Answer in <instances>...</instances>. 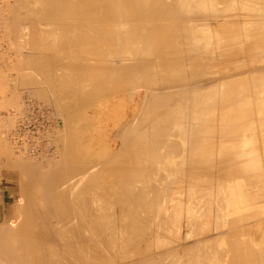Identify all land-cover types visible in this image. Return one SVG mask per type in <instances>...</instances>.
Returning <instances> with one entry per match:
<instances>
[{
  "label": "bare ground",
  "instance_id": "6f19581e",
  "mask_svg": "<svg viewBox=\"0 0 264 264\" xmlns=\"http://www.w3.org/2000/svg\"><path fill=\"white\" fill-rule=\"evenodd\" d=\"M16 2L26 12L15 13V21L33 25L42 21V24L51 27L55 24L57 30L63 33L60 35H64L62 38L64 40L60 41L57 39L59 30L54 34L56 38L52 34L54 27L52 33L48 31L49 34H46L43 28L51 30V27L40 29L42 25L38 23L40 25L37 27L40 26L39 30L43 31L42 34L36 24L32 25L36 27L38 33L40 32L39 34L44 35L41 38L42 36L37 33L41 41L45 36L50 35L54 37V41L57 40L55 41L57 45L62 43L64 47L72 49L76 46L74 49L78 47L77 50L91 49L93 55L92 58L89 57L91 59L98 57L100 62L98 60L99 64L96 66L88 56L86 58L85 55L84 58V50L77 51L82 53L77 55L78 53L73 49L74 55L71 56L75 57L76 54L78 58L73 60L71 57V62L67 64L70 66V76L59 77L53 70L57 78L46 76L44 79L43 76L42 81L38 76L36 77L39 72L38 66L41 65L30 64L32 61L29 54L27 55L26 51L22 53L26 56H22L25 58L21 60L24 64L19 62L21 66L20 64L18 66L21 69L24 65L25 69L29 70L27 77L30 79L28 78V83L22 81V77L26 76L25 73L18 83L26 82L29 86L26 83L20 85L31 87L30 90L32 87L34 90L41 89H37L38 92L45 94L44 97L51 100L57 108L54 109L57 112L61 110L65 114L68 125L66 122L63 123L67 126H64L63 134L60 136V140L63 138L64 142H62L64 148L61 149V156L59 150H56L61 160L57 158L58 161L55 159L54 163L49 160L51 165L45 164L49 166L47 168L42 164L43 168L40 169L42 172L37 169L41 167L39 161L38 165H35L37 168L31 167L39 171L35 172L38 174L35 176L34 186L29 185L33 183L29 174L31 181L27 177V170L30 168L26 169L25 165H13L26 171L19 174L21 177V180L18 179L19 187L21 186L20 189L24 191L21 192L23 197L19 202L22 209L23 206L29 209L26 211L23 209L24 212L16 214V218H19L16 222L0 224V264H264V230L262 223H259L264 220L262 170L264 168L261 164L263 162L261 155H255L260 152L258 135L260 134V139L263 136L260 132L264 133V130L256 131L258 125L261 127L260 122L263 120L261 116L264 117V108L261 107L264 106V90L259 89L263 91L260 96L259 92L255 94L254 87H252L253 92L252 89L249 90L251 80L245 85V81L248 80V74L245 72H242V79L239 78L243 68L257 66L264 60V0H16ZM222 2L224 4H220ZM7 7L9 9L10 6ZM7 7L3 8L7 9ZM18 25L21 26L20 23ZM26 25L31 27L30 24ZM22 26H24L22 30L28 35L29 27ZM34 36L30 35L37 41ZM50 39L48 44L53 40ZM20 43H24L22 39ZM28 44L37 45H34L35 42ZM23 45L21 47L27 46L25 49H30L29 45L25 46V43ZM60 48L57 49L59 52ZM32 49L31 47L30 50ZM51 49L50 52L46 51L49 52L46 53L48 56L53 54ZM63 49L66 48H62V51ZM248 49L249 53H246ZM251 49L256 52L251 54ZM67 51L69 49L64 52ZM30 53L32 54L30 57L35 58L34 52ZM69 53H67L68 58H70ZM249 55L250 57L246 58ZM27 56L30 63L25 64ZM39 56L43 55H38L37 58ZM48 56L43 57L48 60ZM55 57L54 53L53 58ZM39 58L38 62H42L43 60ZM47 60L46 63H49ZM51 60H55L52 59V55L48 61ZM46 63L43 64L48 65ZM65 63L56 69L65 67ZM53 64L51 62L50 66ZM263 67L261 68L264 70ZM261 68L258 67L255 73L258 72L259 75ZM48 72L45 71L46 75L49 74ZM249 74L255 76L254 73ZM263 74L264 71L261 75ZM243 77L247 80L244 81ZM15 78L17 81V76ZM16 81L13 83L17 84ZM257 83L254 82L251 86L253 84L260 86ZM245 86H249V89L246 90ZM113 88L116 93L111 94V97L109 91ZM34 90L32 91L35 92ZM37 90L34 95L37 94ZM259 90L257 88V91ZM14 91L12 92L16 94ZM108 93L111 98L115 95L113 98L116 99L115 102L111 98L110 101L109 96L105 97ZM34 95L26 98L25 109L18 115L16 126L11 131V139L19 155L26 151L29 152L28 156L42 154L41 158L48 160L54 155H49L54 149L51 138L57 132L59 136L62 131L60 130V134V131H57L60 122L56 119L57 112L54 116L55 111L50 108L52 104L48 101L50 104L48 106L43 101L47 99H41L43 101L41 102L36 100ZM96 95L104 96L109 102H114L113 104L108 102L111 108L116 105L113 111L114 122H107L108 118L106 119L107 124L112 123L109 127L111 129L109 131L111 134H108L109 140L106 138L105 141L104 138L107 137L105 135L103 139L99 136L100 140L106 142L105 149L103 148L98 155L95 153L96 157L81 153L82 156L80 152H84V146L80 148L79 153L77 147L81 144L78 141L81 138L83 140L84 137L80 140L78 138L77 147L75 137L78 135H76L77 130L84 128L85 124L78 129L73 124L77 126L82 124L79 121H82L83 116L86 115L85 109L87 110L93 103L94 106L99 104L97 99L99 97ZM94 98L98 101L96 104L93 102ZM126 98H130V102ZM105 102L108 105L107 101ZM100 104L104 105V101ZM102 107L107 109L105 105ZM118 107H122V110ZM131 107L134 108V112L129 111ZM254 107L259 111L260 119L256 117L259 123L257 126L254 116L251 118ZM102 109L104 112L100 114L105 115V109ZM95 112L92 113L96 114ZM110 114L113 113L110 112L107 116ZM103 115H99L100 118L103 119ZM97 117H90L97 120V124L91 122L95 124L93 130L97 125L100 129L104 125V123L98 124L100 119ZM105 118L101 121H105ZM110 118L108 120L112 119ZM107 124L105 123L104 126L106 127ZM105 129L100 130V135L102 133L103 136ZM85 130L87 131V128ZM98 130L96 128V131ZM106 130L109 133L108 128ZM91 131L92 129L90 133ZM47 134L50 141L46 140ZM87 134L86 132L84 135L91 138ZM81 135L83 136L82 133ZM4 139H2L3 143ZM263 139L264 137L261 140ZM90 140L87 139L84 143ZM97 141L95 140L94 143ZM252 141L255 144L249 147ZM256 143L258 146H255ZM102 145H97L98 149L102 148ZM202 145L204 147L209 145L203 151L210 150L211 155L206 152V157L204 156L200 148ZM95 147L93 148L96 150ZM160 147H165L166 149H163L171 154L179 151L178 157L181 158H177L176 153L175 158L178 160H173L174 154L170 158L167 152L162 154L164 150L159 149ZM215 147L221 150L219 155L225 153L220 156L222 161L213 157L217 156L214 153H218L216 151L213 153ZM91 149L92 147L89 150ZM157 150H161L162 155L156 153ZM198 150L199 153L202 152L200 153L202 157L199 156L200 154L197 155ZM238 150L243 151L229 159V156ZM150 152L154 155L147 157L146 153ZM164 155L173 160L172 164H164L169 162L163 157ZM45 156L48 157L44 158ZM236 158L239 161L235 162ZM214 159L222 164L228 161V165L223 167L224 164L220 166L217 163L218 167L217 164L212 163ZM155 161L159 164L155 163L158 166L156 171H151L153 172L151 175L152 173L147 172L146 168H152L151 164ZM216 166L218 172H215ZM6 169L10 176L15 175L10 173L8 168ZM17 171L16 169L14 172L17 173L16 176L19 173ZM161 179L166 181L167 188L170 187L168 190L171 188L174 190L176 186H180L177 188L180 190H176L177 192L174 190L175 194L170 190L173 195L169 196V193L165 195L164 192L168 190L163 187ZM30 186L31 190L28 189ZM27 199L37 203L29 201L27 205ZM241 200L251 203L250 212L234 214L233 218L228 220L226 218L223 221L217 220L226 215V211L216 212L218 207L226 210H233V207L240 209L238 201ZM171 201L178 205H173ZM210 201L216 203L212 206ZM185 207H187L186 213ZM173 210L175 215L170 220L172 216L169 215ZM214 210L216 213L214 217L217 218L212 220L215 223L210 221V214ZM203 222L208 223L209 226L199 229V223ZM211 223H213L212 228ZM212 231L217 235L215 239L217 241L213 240L215 245L219 246L216 253L211 250L218 249L213 241L211 244ZM167 232L176 233L174 236L172 233L169 236L168 233L169 240L173 238L174 241L168 240ZM224 244L225 246L231 244L230 250H225ZM243 244H246V247ZM207 246L209 248L204 251L202 248ZM220 247L224 248L220 249ZM208 249L212 252L210 253ZM228 251L231 254H227ZM229 255L231 257H228Z\"/></svg>",
  "mask_w": 264,
  "mask_h": 264
},
{
  "label": "rangeland",
  "instance_id": "374dc122",
  "mask_svg": "<svg viewBox=\"0 0 264 264\" xmlns=\"http://www.w3.org/2000/svg\"><path fill=\"white\" fill-rule=\"evenodd\" d=\"M221 1H222V0H221ZM9 2H10V3H9ZM14 2H15L16 4H15ZM238 2H240V1H238ZM0 3H1V4H0V21H1V23H0V94H1V95H0V100H1V101H0V135H1V136H0V137H1V138H0V141H1V142H0V213H1V212H4L5 214H7V217H6V216H5V217H0V224H4V225H5V224H8L9 221H12V223L16 222V220L19 219V218H16L17 215H18V213L20 214V212H24V210L26 211L27 209H29V208H26V206H23V209H24V210L22 209V207H20V206H22L21 203H20V202H21L20 200H21L22 197H23V196H21V195H23V193H21V192H24V191H23V189H20L21 186L19 187V180H21V177H19V176H20L21 173L24 171V169L21 168V167H16V166H18V164H19L20 166H24V165H25L24 167H25V168L27 167L26 169H28V168L32 169V170H31L32 173H30V171H29L30 169L27 170V171L29 172V173L27 172V177H28V180H29V181H31L30 179L32 178V182H33V183H31V184L29 183V185L34 186V179H35V176L38 174V173H35V172L37 171V169H38L39 171H41L40 169H42L43 166H45L44 168L49 167V166H46L45 164L49 163V164L51 165V163H52L55 159H56L57 161H58V159L61 160V157H60L61 154H62V150H61V149H63L64 146H63V144H62V142H63V138L61 137V138H62V139H61L62 141H61V140H60V136L63 134L64 128L68 125L67 122H66L67 120H66V118H65V116H64L65 114L62 113L61 110H59L61 113H60L59 111L57 112V110H56L57 108L54 107L55 105L52 104L51 100H48V98H45V97H44L45 94L42 95L40 91H39V92H40V95L38 94V93H39L38 90H41V89L37 88V89H38V90H37V89L35 88V90H34L33 87H32V89L30 90L31 87H25L24 85H20V84H25L26 82H27V83L29 82V81H28V78H29V77H27V73H29V70L27 71V70L25 69V66H24V65H22V67L24 66V68L21 67V69H20V67H19V66H21V64H24L23 61L21 62V60H22V58H23V60L25 59L24 57H22V56H25V54H22V53H24V52L26 51L25 53H27V55L29 54L28 56H29V58H30L31 61H32V62L30 63V60L28 59V56H27L26 60L24 61L25 64L29 62L30 64H32V63H36V65H41V66H42V67H41V66H38V68H39V72H38V73H39V74L37 73V75H36V77L38 76V77H39L38 79H41L42 81H43V78H44L43 76H45L44 79H46V76L49 77V78H53V77H54V78L56 79L57 77H56V75L54 74V72H55V73L57 74V76H59V77H61V76H63V75H65L66 77H67V75L70 76V75H69V74H70V72H69V71H70V70H69L70 66L67 65V64H69L68 62H71V57H72L73 60H74V58H75V59L78 58V57H76V54H75V57L71 56L72 54L74 55V50H76V53H78L77 55H79V54L81 55L82 53H79V52H82V51L84 50V51H83V56H84V58H85V55H86V58H88L89 56L92 58V55H93V54H92V52H91V49H88V48L86 49V48H85V49H80V50H81V51H80V50H77L78 47H77V49H74L76 46H74V47L72 46L73 49H74V50H73V49L70 48V47H68V48H67L66 46L64 47L63 45H61L62 43H60V45L58 44L59 47H61V48H60L61 51L59 52V51H58V50H59V49H58L59 47H58V45H57V42H56V44H55V41H57V40L54 41V39H53L54 37H53V36H50V35H49L48 37L45 36L46 39H45V37H44V39H42L43 41H41L40 38H39L38 35H37L38 31H40V30H39L40 26H39V28H38L37 25H40V24L42 25L40 29H42V27H45V28H46V27H51V26H48V24H42V23H43L42 21H40V22H36V23H35L36 25H35V24H34V25L38 28V31H37V29H35L36 27H33V26H34L33 24H31V23H26V22H25V23H22V22H19V21H18V22L20 23V25H21V26H19V25H18L19 23H18L17 21L14 20V14H15V13H16V14H17V13H18V14H19V13H24V12H26V10H25V9L23 10L22 8H20V6L17 5L18 2H16V0H1ZM5 3H6V4H5ZM13 3H14V5H13ZM229 3H230V2H229ZM9 4H10V5H9ZM220 4H224V3L222 2V3H220ZM12 5H13V6H12ZM2 6H3V7H4V6H6V7H7V6H10V7H9V9H8V7H7V9H6V8H3ZM19 8H20V9H19ZM12 9H13V10H12ZM18 9H19V10H18ZM12 11H13V12H12ZM19 11H20V12H19ZM1 14H2V15H1ZM8 14H9L10 16H9ZM3 15H4L5 17H4ZM4 18H5V19H4ZM9 18H10L11 20H10ZM241 18H242V17H241ZM243 18H244V17H243ZM246 18H247V17H246ZM246 18H245V19H246ZM258 19H261V18L258 17ZM2 20H3V22H2ZM14 21H15V22H14ZM16 22H17L18 24H17ZM9 23H10V24H9ZM12 23H13V25H12ZM15 23H16V24H15ZM38 23H40V24H38ZM5 24H6V25H5ZM14 24H15V25H14ZM26 24H28V25L30 24L31 27L27 26ZM7 25H8V28H7ZM22 25H25L26 27H29L30 30L28 29V33H27L29 36L26 35V34L24 33L25 31L22 30V28L24 27V26H22ZM32 25H33V26H32ZM4 26H5V27H4ZM15 26L18 27V28H15ZM32 27H33V28H32ZM53 27H54V28H53ZM10 28H11L12 30H11ZM14 28H15V29H14ZM20 28H21V29H20ZM52 28L54 29V33H52V31H53ZM55 28H56V29H55ZM8 29H10V30L8 31ZM34 29H35V30H34ZM47 29H49V30H47ZM32 30H34V31H32ZM46 30H47V31H46ZM58 30H59V29H58ZM58 30H57V27L55 26V24L52 25L51 30H50V28H46V29L43 28V31H44L46 34H49V32H50V33H52L53 35L55 34V32L57 33ZM15 31H16V32H15ZM41 31H42V30H41ZM41 31H40V32H41ZM43 31H42V32H43ZM48 31H49V32H48ZM59 31H60V32H58V34H59L60 38H61V39L64 38V35H60V34H63V33L61 32V30H59ZM20 32H21V33H20ZM31 32H33V33L35 32V33L33 34V33H31ZM40 32H39V33H40ZM42 32H41V33H42ZM29 33H30V34H29ZM39 33H38V34H39ZM19 34H20V36H19ZM22 34H24V35H22ZM42 34H43V33H42ZM42 34H39V35L42 36ZM46 34H45V35H46ZM52 34H51V35H52ZM58 34H57V36H58ZM30 35H31V36H34V35H35L34 37H36V40H37V41H35L33 37H30ZM36 35H37V36H36ZM262 35H263V34H262ZM21 36H22V37H21ZM27 36H28V37H27ZM41 36H40V37H41ZM43 36H44V35H43ZM43 36H42L41 38H43ZM54 36H55V35H54ZM59 36L57 37V39H59L60 41H63L64 39L61 40V39L59 38ZM15 37H16L17 39H15ZM37 37H38L39 39H38ZM26 38H28L29 40L26 39ZM47 38H48V39H47ZM50 38H52L53 40L51 41L50 44H48V43L50 42V40H51ZM55 38H56V36H55ZM262 38H263V37H262ZM21 39H22V43H23V42L25 43V46H26V44H27V45H29L28 48L31 49V47H32L34 50H33V49H32V50H30V49H25L27 46H26V47H21V45L24 46V45H23L24 43H23V44L20 43V42H21ZM23 39H25L27 43H26L25 40H23ZM30 39H31V40H30ZM32 39H33V40H32ZM16 40H17V42H18L19 44H18L17 42H15ZM39 40H40V41H39ZM45 40H47V41H45ZM11 41H12V42H11ZM28 41H29V42H28ZM32 41H34L35 44H34V42H32ZM38 41H39V43H38ZM13 42H14V43H13ZM47 42H48V43H47ZM28 43H33L34 45L37 44L36 46H38V45H39V46H38V47H36V46H32L31 44H28ZM40 43H41V46H43V48L46 47V48L48 49V47H50V46L52 47V49H51V47L48 49L49 52H50V49H51V52H53V54H51V55H52V59H53V60L55 59V60H54L55 62L51 60L52 64L54 63L52 66H50V65H51V62L48 61V60H50L51 55L49 54L50 57L47 55L49 52H46V51H48V50H47L46 48H44V49L41 48ZM42 43H43L44 45H42ZM58 43H59V41H58ZM54 44H55L56 46H55ZM54 46H55V47H54ZM62 46H63V47H62ZM252 46H253V45H252ZM57 47H58V48H57ZM23 48H24V49H23ZM36 48H37V50H36ZM40 48H41L42 50H41ZM53 48H55V49H53ZM56 48H57L58 50H57ZM62 48H66V49H63V51H62ZM38 49H40L42 52H41L40 50H38ZM68 49H69V51H73V53H72V52L69 53V51L64 52L65 50H68ZM70 49H72V50H70ZM261 49H262V47H261ZM20 50H21V51H20ZM53 50L59 52L60 54L57 53V52H54ZM251 50H252V49H251ZM18 51H19V52H18ZM27 51H28V52H27ZM31 51L34 52V53H33V57L35 56V58H37L38 55L48 56V60H47L46 57L39 56L40 58H39V57H38V58L41 59V60H43V61H42V62H41V61L38 62V61H39L38 58H37L36 60H35V58H31V57H32V54L30 53ZM77 51H79V52H77ZM85 51L90 52V53H87V52H86V54H85ZM39 52H40L41 54H40ZM44 52H45V53H44ZM254 52H256V51H254V49H253L252 52H251V54H253ZM263 52H264V50H263ZM263 52H262V53H263ZM35 53H36V54H35ZM37 53H38V54H37ZM42 53H43V54H42ZM46 53H47V54H46ZM54 53H55V56H56L55 58H53ZM64 53H65L66 55H65ZM67 53H69L68 55L70 56V58H68ZM246 53H249V49L246 51ZM21 54H22V55H21ZM30 54H31V57H30ZM44 54H45V55H44ZM61 54H62V55H61ZM63 54H64V55H63ZM58 55H59V56H58ZM61 56H63V58H62ZM65 56H66V57H65ZM87 56H88V57H87ZM25 57H26V56H25ZM41 57H43V58H41ZM80 57H82V56H80ZM90 57H89V59H91ZM249 57H250V55H249V56H246V58H249ZM58 58H59V59H58ZM61 58H62V59H61ZM65 58H66V59H65ZM67 58H68V60H67ZM82 58H83V57H82ZM93 58H94V59H91L90 61H91V62L93 61V63L95 62V65L98 66V64H99V62H100V58H98V57H97L98 59H97L96 57H93ZM95 58H96V59H95ZM64 59H65V62H67V63H65V62L63 61ZM33 60H34V61H33ZM45 60H47V62H49L50 64H49V63H46ZM56 60L58 61V63H56V62H57ZM95 60H97V61H95ZM98 60H99V62H98ZM35 61H36V62H35ZM59 61H60V62H59ZM62 61H63V62H62ZM19 62H21V64H20ZM43 63H44V64L46 63V64H48V65H44ZM59 63H61V64H59ZM64 63H65V67L62 66L63 68L56 69V68H58V67H61V65L64 64ZM18 64H20V65L18 66ZM55 64H56V65H59V66H56ZM54 65H55L56 67H55ZM263 65H264V60H262L260 63H258L257 66H253V65H251V67L243 68V69L241 70V74H242V75H239L240 77L238 76L239 78L242 79V76H243V73H242V72H245V73L248 74V75H247L248 80H247L245 77H243V78H244V81H245V80L248 81V83H246L247 81H245V85L249 84V80L252 81V79L255 78V79H253V81L255 80L254 82H258L259 84H258V83H257V84L260 85L261 87H260V86H257V85L254 86L255 84H253V86H251V84L254 83L253 81H252V82L250 81V84H249L250 89H249V86H245V87H247L246 90H248V89L251 90L252 87H254L253 89H255V91H256L255 94H257V92H259V96H260V94L262 95V92H263V91H260V90H264V84H263L264 82H263V83L261 82V81H264V80H263V76H264V74L261 75L262 72L264 71V70L261 68V67H263ZM43 66H44L45 68H44ZM46 66H47V69H46ZM48 66H50L51 69H52V67H53V68L55 67L54 69H52V72H53V70H54L53 74H52V72H51V69H50ZM258 67L261 68V69H260L261 71L259 72V75H258V72L255 73V71H258V69H257ZM48 68H49V69H48ZM263 68H264V67H263ZM18 69H19V70H18ZM22 69H23V70H22ZM44 69H45V70H44ZM254 69H256V70H254ZM40 70H41V71H40ZM55 70H56V71H55ZM59 70H60V72H59ZM262 70H263V71H262ZM18 71L20 72V74H19ZM45 71H46V72L49 71V72H48V73H49V74H48L49 76L46 75L47 73H45ZM57 71H58V72H57ZM65 71H67V72L65 73ZM43 72H44V75H43ZM250 72H251V73H254L255 76H254V77L251 76V74H249ZM25 73H26V76H25V77H22V76L25 75ZM40 73H41V75H42L41 78H40V76H41ZM50 73H51V75H50ZM59 73H60V75H58ZM245 73H244V76H246ZM17 74H18V75H17ZM235 74H236V73H235ZM53 75H54V76H53ZM252 75H253V74H252ZM16 76H17V81H16V78H15ZM51 76H52V77H51ZM256 76L258 77V80H257V81H256V78H257ZM12 77H13V78H12ZM18 77H19L20 79H19ZM21 77H22V81H23V82L26 81L25 83H23V82H22V83H18L19 81L21 82ZM238 77H237V78H238ZM252 77H253V78H252ZM9 78H10V80H9ZM14 78H15V79H14ZM23 78H25V79H27V80H25V79H23ZM250 78H252V79H250ZM261 78H262V79H261ZM13 79H14V80H13ZM29 79H30V78H29ZM6 80H8L9 82H8V81L6 82ZM15 81L17 82V84H16V83H13V82H15ZM260 82H261L262 85L260 84ZM8 83H9V84H8ZM27 83H26V84H27ZM4 84H5V85H4ZM13 84H14V85H13ZM26 84H25V85H26ZM18 85H19V86H18ZM27 85H28V84H27ZM39 85H40V84L38 83V86H39ZM13 86H14V87H13ZM20 86H23V87H20ZM28 86H29V85H28ZM18 87H19V88H18ZM11 88H13V89H11ZM22 88H23V89H22ZM24 88H25L26 90H25ZM28 88H29V90H28ZM257 88H258V90H259L260 88H261V89H260L259 91H257ZM4 89H5V90H4ZM16 89H17V90H16ZM20 89H22V91H20ZM114 89H115V88H113V90H114ZM253 89H252V92L254 91ZM14 90H15V91H14ZM27 90H28V91H27ZM32 90H34L35 92H33ZM36 90H37V94L34 95V94L36 93ZM113 90H112V91H111V90L109 91V93L111 92L110 95L113 94V93H116L115 90H114V91H113ZM12 91L16 92L17 95H16L15 93H13ZM31 91H32L33 93H32ZM124 91L126 92V90H124ZM124 91H123V92H124ZM250 92H251V91H250ZM12 93H13V94H12ZM109 93H108L105 97L108 98ZM263 93H264V92H263ZM14 94H15V95H14ZM18 94H21V95L19 96ZM121 94H122V93H121ZM127 94H128V93L126 92L125 95H127ZM26 95H27V97H26ZM30 95H34V98H35V99L37 98L36 100H38V101H41V102L44 101V103L47 104L48 106L50 105L49 103H51L52 105H50V108L52 107L51 110H52L53 112L55 111V112L53 113L54 116H55V113H56V112L59 113V114L56 113V119H57V120L59 119L58 121L60 122V125H59V128H58L57 131H60V130H61V131L63 130V131H62V133H61V131L59 132V134L61 133L59 136H58V132L54 135L53 138H56L55 140H54L53 138H51V140H53V141L51 142V143H52L51 145H52V146L54 145V149H55V151H54V149L52 150V152H51L49 155H51V154L53 155V154H54V155H53V158H48V160H47V158H46V157H48V156H45V157H44V158H46V159L41 158V157H42V154H41V156H40L39 154H36L38 157L35 156V154H34V156L31 155V156H33V157L28 156V155H29V152H26V151H23V152L26 153V154L23 153V154L19 155V151L17 150V148L15 147V144H14L13 140L11 139V131H13L14 128H15V126H16L17 119H18V115H20V114L23 113V111H24V109H25L24 107L26 106L24 102H26V98H28V96H30ZM37 95H39V96H37ZM41 95H42V96H41ZM122 95H123V94H122ZM15 96H16V97H15ZM257 96H258V95H257ZM39 97H43V98H39ZM46 97H47V96H46ZM96 97H99V98H100V100H99V98H97L98 101H99V104L97 103L98 101H96V99H95ZM96 97L94 98L95 101L93 100V102H95V104L97 103L98 105L96 104V106H94V103H93V105L91 104L92 106L90 105V106L87 108V110L85 109V112H84V113H85L86 115L83 114V115H85V116H83L82 121H79V122H82V124L80 123V125H78V126H77L76 124H73V125L76 126L77 129H78V127H81V125H84V124H85V125H84V128H85V129L87 128V131H86L83 127H82V128H83V131H81L82 128H79V129H80L79 131H81V132H79V131L77 130L76 135H77V134H78V135L75 137V144H76V147H77V144H78L79 142L81 143V144H78L79 146L77 147L78 153L81 151L80 148H82V146H84V152L81 151L80 154H81V153H84L83 155H87V154H88V156L91 154V155H90L91 157H94V156L96 157V154H95V153H97V155H98L99 152L101 153V152L103 151V148L105 149L106 146H104V145H106V142L100 140V137H99V136H101L102 139H103L105 136H107V137H105L104 139H105V141H106V138H108V140H109V135L111 134V133L109 132V131H111V129H110L109 127L112 126V125L110 126V124H112V123H110V124L108 123V124H107V122H108V121H109V122H110V121L114 122V121H113V119H114L113 116H114V113H115V112H113V111L115 110V107H116V105H114L115 107H114V108H111V104H113V103L115 102V100H116V99H113V98H115V95H113V98H111L112 95H111V97L109 96V100H110V101H111V99L114 100L113 103H112V102H109L107 98L105 99L104 96H103L104 98L101 97V95H99V96L96 95ZM5 98H6V99H5ZM8 98H9V99H8ZM10 98H11L12 100H11ZM23 98H25V99H23ZM102 98H103V100H102ZM110 98H111V99H110ZM39 99H40V100H39ZM41 99H47V100H43V101H42ZM126 99H127V101L129 100L128 102H130V98H129V99L126 98ZM2 100H4V101H2ZM258 100H259V98H258ZM258 100H257V101H258ZM48 101H49V103H48ZM103 101H104V105L107 106V109H109L108 111H107V109H105L106 107H102V106H104V105L101 106L100 103H101V102L103 103ZM105 101H107V104H108V105L105 104V103H106ZM108 102L111 103V104H109ZM259 102H260V106H261V100H260ZM15 103H16V104H15ZM22 104H23V105H22ZM257 104H259V103H257ZM257 104H256V105H257ZM109 105H110V106H109ZM256 105H255V106H256ZM263 105H264V102H263ZM93 106H94V107H97V108L94 109ZM100 106H101V108L98 109V107H100ZM253 106H254V105H253ZM21 107H22V108H21ZM90 107H91V108H90ZM256 107H257V106H256ZM261 107H262V109L264 108V106H261ZM261 107H259V108H261ZM54 108H56V109H54ZM102 108L105 109V112H106L107 114H106V113H104L105 115L100 114V113L104 112V110H103ZM118 108H119V107H118ZM88 109H89V110H88ZM92 109H94V110H92ZM119 109L122 110V107L119 108ZM119 109H118V110H119ZM252 109H254V110L252 111V112H254V114H252V112H251V115H252L251 118L254 116V119L256 120L255 123H256V126H257V125L259 124V123H258V119H260V118L258 117V115H259V111H258L257 108L255 109V107L252 108ZM98 110H99V112H98ZM131 110H133V112H134V108L131 107V108L129 109V111H131ZM90 111H91V112H90ZM95 111H96V112H95ZM109 111H110L111 113H113V114H110V116L112 115V117H113V118L111 117L112 119L110 118V116H107V115H109V113H110ZM92 112H95L96 114L99 113V114L96 115V114H94V113H92ZM97 112H98V113H97ZM108 112H109V113H108ZM255 112H257L258 114L255 113ZM91 113H92V114H91ZM59 115H60V116H59ZM62 115H63V116H62ZM99 115H103V116H104V117L102 116L103 119L100 118ZM255 115H256V116H255ZM95 116H96V117L99 116V117H97L98 119H100V120H98V121H99L98 124H100V125H103V123H104V125H105V123L107 124L106 127L108 128V132H109V133H107V130H106L107 128H106L104 125H103V127L101 126V127H102L101 129H103V128L105 129V128H106V129H105V132H106V133L104 132L105 134L103 133V136H102V133H101V135H100V130H101V129L98 128V125H97L96 128L99 129V130L96 131V128H94V130H93L92 127H93V126L95 127V124H97V120H96L95 118H92V119H91L90 117H95ZM106 116H107V117H106ZM12 117H13V118H12ZM16 117H17V118H16ZM85 117H87V118L85 119ZM88 117H89V118H88ZM105 117H106V118H105ZM256 117H258V119H256ZM8 118H9V119H8ZM104 118H105V121H101V120H104ZM107 118H108V119L110 118L111 120H108ZM251 118H249V119H251ZM261 118H263V120H261V122L259 121L261 127H259V125H258L257 128H256V131H259V129H260V131H261V130H264V129H263V126H264V117L261 116ZM10 119H11V120H10ZM87 119H88V121L90 120L89 122H90V124H92L91 126H90L89 122L86 121ZM106 119H107V122H106ZM83 120H85V121H83ZM91 120H92V121H91ZM95 120H96V121H95ZM245 120H246V118H245ZM61 121H62V122H61ZM100 121L102 122V124H101ZM262 121H263V122H262ZM65 122H66L67 125H64ZM83 122H84V123H83ZM91 122H93V123L96 122V123L93 125V123H91ZM63 123H64V124H63ZM86 123H87V124H86ZM78 124H79V123H78ZM262 124H263V126H262ZM61 125H62V126H61ZM88 125H89V126H88ZM100 125H99V127H100ZM64 126H65V127H64ZM62 127H63V128H62ZM88 127H89L90 129H89ZM258 127H259V128H258ZM4 128H5V129H4ZM60 128H61V129H60ZM91 129H92V131H91V133H90V130H91ZM109 129H110V130H109ZM5 130H6V132H5ZM84 130H85V132H84ZM189 130H190V129H189ZM3 132H5L6 134L3 133ZM9 132H10V133H9ZM86 132L88 133V134H87L88 137L91 136V138L89 137L91 140L85 136V135H86ZM92 132L97 133V135L94 136V135H93L94 133H92ZM101 132H103V130H102ZM189 132L191 133V131H189ZM189 132L187 133L188 135H189ZM7 133H8L9 136L7 135ZM81 133L83 134V136L81 135ZM260 133H261V135H263V136H261L260 139H259V135H260V134H259V132L257 133V134H259V135H258V142H259V143L257 142V143L259 144V146H258L257 143H256L257 145H255V146H258V147H259V148H258V147H257V148H258V150H260V152H257V153L254 152V153H255V155H259V156L261 155V157H260V158H261V162L263 161L261 164H262V168H264V167H263V166H264V165H263V164H264V150L262 151V148L264 149V143H263V140H264V139L261 140L262 137H264V133H263V131H261ZM262 133H263V134H262ZM79 134H80L81 136H80ZM84 134H85V135H84ZM89 134H90V135H89ZM91 134H92V135H91ZM108 134H109V135H108ZM104 135H105V136H104ZM3 136H4V137H3ZM57 136H58V138H57ZM47 137H48V134H47V136H46V140H49V141H50V138L48 139ZM81 137H84V139L82 140ZM85 137H86V139H85ZM92 137H94V138L96 137V138H95L96 141H97V138L99 137V138H98V141H97L96 143H94L95 140H93L94 138L92 139ZM189 137L191 138L190 135H189ZM4 138H5V139H4ZM78 138H79V140H80V138H81V140L78 141ZM249 138H250V137H249ZM253 138H254V137H253ZM2 139H4V143L2 142V141H3ZM9 139H11V140H9ZM57 139H58L59 141H58ZM87 139L90 140V141H89L90 143L88 142L89 144H88V143H84V142L87 141ZM254 139H255V138H254ZM56 140H57V141H56ZM84 140H85V141H84ZM108 140H107V142H108ZM189 140L191 141V139H189ZM250 140H251V139H250ZM260 140H261V141H260ZM77 141H78V143H77ZM91 141H93V142H91ZM100 141H101V143H99ZM253 141H254V140H253ZM253 141L251 142V144H249V145H250L249 147L254 146L255 142H254V144H253ZM53 142H54V143H53ZM59 142H60V143H59ZM102 142H103V143H102ZM56 143L61 144V145H59V146H62V148H59V149H58L59 146H58ZM63 143H64V142H63ZM92 143H93V146H92ZM98 143H99V144H98ZM104 143H105V144H104ZM55 144H56V145H55ZM90 144H91V145H90ZM96 144H97L98 146L103 144V145H102V148L98 149V146H97ZM2 145H3V146H2ZM5 145H6V147H5ZM11 145H12V146H11ZM85 145H86V146H85ZM87 145H88L89 147H88ZM1 146H2V147H1ZM80 146H81V147H80ZM94 146L97 147L96 150H97L98 152L93 148ZM206 146H207V145H206ZM206 146L204 147V146L202 145V147H200V148L202 149V150H201V149H200V150L203 152L204 156L206 155V154H205L206 152L209 153V151H210V150H209V151H208V150L203 151V149L208 148L209 145H208L207 147H206ZM215 146H216V145H215ZM55 147H57V148H55ZM91 147H92V149L89 150ZM96 147H95V148H96ZM100 147H101V146H100ZM189 147H190V142H189ZM203 147H204V148H203ZM15 148H16V149H15ZM85 148H86L87 151L85 150ZM161 148H162V149H161ZM163 148H165V147H160V148H159V149H161V150H164L163 152H162L161 150H159V151L157 150L156 153L159 152V155L161 154V152H162V154H165V152L168 153V151L165 150L166 148H165V149H163ZM260 148H261V149H260ZM4 149H5V150H4ZM93 149L95 150V151H94V155H92V154H93V152H92ZM218 149H219V148L215 147V148H214V151H213V153H214L215 151L218 152V153H214V155L216 154L217 156H213V154H212V156H213V157H216V159H219L220 156L222 157L223 155H225V153L223 154L222 152H221V153H222L223 155H222V154L219 155V152H220L221 150H218ZM2 150H3V151H2ZM6 150H7V151H6ZM8 150H9V151H8ZM56 150H57V151L59 150L60 156L58 155V152H57ZM60 150H61V151H60ZM82 150H83V149H82ZM88 150H89V152H88ZM101 150H102V151H101ZM200 150L197 151V155H199L200 153H202V152L199 153ZM217 150H218V151H217ZM16 151H17V152H16ZM241 151H243V150H238L237 152H234L233 154H231V155L229 156V159H231V157L233 158L237 153H240ZM261 151H262V152H261ZM1 152H2V153H1ZM56 152H57V153H56ZM87 152H88V153H87ZM91 152H92V153H91ZM178 152H179V151H177V152L174 151V153H172V154H171V153H168V154H169V157L172 158V156H173V154H174V156H173V160H174V159H177V158L180 159L181 157H178V156H180V154H178ZM210 152H211V151H210ZM245 152H246V151H245ZM245 152H242V153H245ZM4 153H5V155H4ZM167 153H166V154H167ZM176 153H177V158H175V157H176V156H175ZM179 153H180V152H179ZM262 153H263V154H262ZM7 154H8V155H7ZM30 154H31V153H30ZM146 154H147V157H148V155H149V156H150V155L152 156L153 152L146 153ZM162 154H161V155H162ZM168 154H167V155H168ZM195 154H196V152H195ZM195 154H194V155H195ZM209 154L211 155V153H209ZM226 154H227V153H226ZM52 155H51V156H52ZM81 155H82V154H81ZM83 155H82V156H83ZM153 155H154V154H153ZM171 155H172V156H171ZM188 155H189V153H188ZM197 155H196V156H197ZM218 155H219V156H218ZM51 156H50V157H51ZM57 156H58V157H57ZM199 156L202 157L203 155L201 156V154H200ZM207 156H209V155H207ZM19 157H20V159H19ZM27 157H29V158H27ZM163 157L167 158L166 155H164ZM205 157H206V156H205ZM262 157H263V159H262ZM5 158H6V159H5ZM24 158H25V159H24ZM30 158H31V159H30ZM57 158H58V159H57ZM170 158H167V160H168L169 162H164V161H165V160H164V161H163L164 164H169V163L172 164V161H173V160L171 161ZM160 159H161V157H160ZM163 159H164V158H163ZM216 159H214V160L212 161V163H214L215 165H216L217 163H219L220 166H222V165L224 164L223 167H224L225 165H226V166L228 165V161H225V162H223V164H222V162H220V161H222V160H221L222 158H220V161L217 160V162H216ZM17 160H18V161H17ZM21 160H22V161H21ZM26 160H27V161H26ZM30 160H31L32 162H31ZM34 160H35V161H34ZM49 160L51 161V163H50ZM167 160H166V161H167ZM177 160H178V159H177ZM177 160H175V162H176ZM4 161H5V162H4ZM6 161H7V162H6ZM10 161H11L12 163H11ZM20 161H21V162H20ZM24 161H25V162H24ZM29 161H30V162H29ZM38 161H39V164H40L39 166H41L42 164H44V165L41 166L40 168H39V167H38V168L36 167V166L38 165V163H37ZM45 161H47V162H45ZM48 161H49V162H48ZM160 161H161V160H160ZM170 161H171V162H170ZM218 161H219V162H218ZM234 161H235V162H236V161H239V159L236 158V159H234ZM18 162H19V163H18ZM26 162H27V163H26ZM28 162H29V163H28ZM40 162H43V163H40ZM54 162H56V161H54ZM54 162H53V163H54ZM156 162L159 164L158 161H155V162H153V163L151 164V166L153 165L155 168H153V166H152V168H151V167H150V168H146V171H147V172H151V171L154 172V171H156L157 166H158V165H155ZM177 162H178V161H177ZM215 162H216V163H215ZM226 162H227V164H226ZM20 163H21V164H20ZM33 163H34V165H33ZM157 163H156V164H157ZM173 163H174V162H173ZM14 164L16 165L15 167L13 166ZM49 164H48V165H49ZM170 164H169V165H170ZM10 165H11V166H10ZM35 165H36V166H35ZM5 166H6V168H8V171H10V169H12V168L14 167V168H13L14 171L11 170L12 172L10 171V173H13V174H15V175H14V176H12V175L10 176V174H9V172H7V169L5 168ZM9 166H10V167H9ZM12 166H13V167H12ZM32 166L35 167V168H37V169L34 170V168H31ZM217 166H218V164H217ZM217 166H216L215 172H218V167H219V166H218V167H217ZM2 169L6 170L5 173H4V170L2 171ZM16 169L19 171L18 176H16L17 173H14V172H16ZM21 169H22V170H21ZM148 169H150V170L148 171ZM151 169H153V170H151ZM224 169H225V168H224ZM262 170H263V173H264V169H262ZM18 171H17V172H18ZM20 171H21V172H20ZM39 171H37V172H39ZM2 172H3V173H2ZM24 172H26V171H24ZM41 172H42V171H41ZM153 172H151V173H152L151 175H153ZM261 172H262V171H261ZM19 174H20V175H19ZM28 174L30 175L31 178L28 176ZM223 174H224V173H223ZM223 174H222V175H223ZM9 176H10V177H9ZM13 177H14V178H13ZM17 177H18V178H17ZM260 177H262V176L260 175ZM161 178H163V177H161ZM12 179H13V180H12ZM18 179H19V180H18ZM258 179H261V178H258ZM263 179H264V178H263ZM163 180H164V179H161L160 182L162 183V185H163V187H164V186L166 185V181H165V180L163 181ZM7 181H8V182H7ZM12 181H13V182H12ZM5 182H6V183H5ZM16 183H17V184H16ZM164 183H165V184H164ZM32 184H33V185H32ZM153 184H154V183H153ZM158 184L161 185L160 183H158ZM31 186H30L28 189L32 188ZM171 186H172V185H171ZM175 186H176V184H175ZM175 186L173 185L172 187L175 188ZM165 187H166V186H165ZM166 188H167V187H166ZM169 188H170V187H168L166 190H168ZM177 188H180V186H179V187L176 186V188H175L174 190H175V191H176V190L179 191L180 189H177ZM28 189H27V192L29 191ZM21 190H22V191H21ZM30 190H31V189H30ZM170 190L172 191L171 193H174V192H175L174 190H172V188H171ZM170 190H168V192L165 191L164 194H165V193H169L170 195H169V194H167V195H169V196L173 195V194L170 193ZM217 190H218V189H217ZM173 191H174V192H173ZM30 192H31V191H30ZM176 192H177V191H176ZM176 192H175V193H176ZM175 193H174V194H175ZM28 194H29V193H28ZM165 195H166V194H165ZM20 196H21V197H20ZM31 198H32V197H31ZM31 198H29V199H31ZM29 199H27V200H28L27 205L29 204V201H30V202L32 201L33 203H34V202L37 203V201H33V200H29ZM172 199H173V197H171V200H172ZM213 200H215V199L213 198ZM19 201H20V202H19ZM18 202H19V203H18ZM210 202H211L212 206L216 203V201H210ZM263 202H264V201H263ZM33 203H31L32 206H33ZM171 203H172L173 205H178V204H176V203L173 202V201H171ZM238 203H239V205L241 206L240 209H236L235 207H233V210H231V209H227V210H226V209H224V208H222V207H218L216 212L226 211V215L223 216V217H221V218L214 217V216L216 215L215 210H214L213 213H215V214L212 215V214H213L212 212H211V214H210V217H211V218H210V221H211L212 219L214 220V218H215V220H216V218H217V220H221V221H223L224 218H226V219L228 220V219L233 218V215H234V214H242V213L245 214V213H247V212H250V210H251V203H250V202L245 201V200H241V201H238ZM31 204H30L29 206H31ZM16 205H17V206L19 205L18 208H17ZM217 205H219V204H217ZM217 205H216V206H217ZM29 206H27V207H29ZM24 207H25L26 209H25ZM214 209H215V208H214ZM18 210H19V212H18ZM20 210H22V211H20ZM174 211H175V210H173V211L170 212L169 217L172 216L170 220H172L173 216L175 215V212H174ZM186 211H187V207L184 208V212H185V213H186ZM6 212H8V213H6ZM16 214H17V215H16ZM211 215H212V216H211ZM9 218H10V220H9ZM170 220H169V221H170ZM213 220H212V222L215 223V221H213ZM210 221H209V222H210ZM259 223H262V225H263V230H264V220L261 221V222H259ZM17 224H18V222H17ZM207 225L209 226L208 223H206V222L204 223V222H203V223H199L198 226H199V229H200V228L206 227ZM210 227H211V228L213 227V223L210 224ZM192 231H195V230H192ZM212 232H213V231H212ZM168 233H169V236H170V233H172V232H167V237H168ZM174 234L176 235V233H174ZM174 234L172 233L173 236H174ZM263 234H264V232H263ZM179 235H180V234H179ZM181 235H182V234H181ZM212 235H213V236H212ZM212 235H210V237L212 236V237H211V238H212V239H211V244H213V243H212L213 240H214V241H217V240H215V239H216V236H217L216 233L214 234V232H213ZM171 237H172V236H171ZM171 237H170V238H171ZM198 237H200V236H198ZM214 237H215V238H214ZM204 238H205V237H204ZM200 239H201V238H200ZM154 240H155V239H154ZM168 240H169V237H168ZM169 241H170V240H169ZM172 241H174L173 238H171V241H170V242H172ZM197 241H198V239H197ZM214 241H213V242H214ZM153 242H155V241H153ZM156 242H157V241H156ZM166 243H169V242L166 241ZM166 243H165V244H166ZM196 243H197V242H196ZM217 243H218V242H216V244H217ZM153 244H156V243H153ZM200 244H201V243H200ZM209 244H210V242H209ZM246 244L249 245L248 243H246ZM246 244H243V245H245L244 247H246ZM214 245H215V242H214ZM214 245H212V246H214ZM215 246L218 247V249H217V248H214L215 250H214V249H211V250H213L214 253H216V250H219V246H217V245H215ZM215 246H214V247H215ZM224 246H225V244H224ZM230 246H231V244H227V246H225V248H224V247H220V249H223V248H224L225 250H226V249H227V250H230V248H231ZM229 247H230V248H229ZM207 248H209V247L207 246V247H204V248H202V249L205 251V249H207ZM228 248H229V249H228ZM247 248H248V246H247ZM245 249H246V248H244V250H245ZM209 250H210V249H208V251H209ZM196 251H198V253H199V250H198V249H197ZM200 251H201V250H200ZM201 252H203V251H201ZM209 252L211 253L212 251H209ZM228 252H229V251H228ZM227 254H231V252H229V253H227ZM226 256H227V255H226ZM228 257H231V255H229ZM228 257H227V258H228ZM229 259H230V258H229Z\"/></svg>",
  "mask_w": 264,
  "mask_h": 264
},
{
  "label": "crops",
  "instance_id": "0c3cea01",
  "mask_svg": "<svg viewBox=\"0 0 264 264\" xmlns=\"http://www.w3.org/2000/svg\"><path fill=\"white\" fill-rule=\"evenodd\" d=\"M6 213H8V212H6ZM5 216L7 217V214H5L4 212L0 213V217H5Z\"/></svg>",
  "mask_w": 264,
  "mask_h": 264
}]
</instances>
